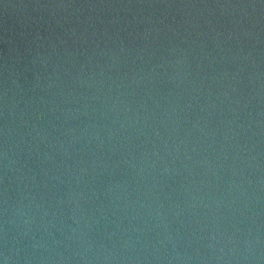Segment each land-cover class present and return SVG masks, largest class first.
<instances>
[{"label":"water","instance_id":"1","mask_svg":"<svg viewBox=\"0 0 264 264\" xmlns=\"http://www.w3.org/2000/svg\"><path fill=\"white\" fill-rule=\"evenodd\" d=\"M0 264H264V0H0Z\"/></svg>","mask_w":264,"mask_h":264}]
</instances>
